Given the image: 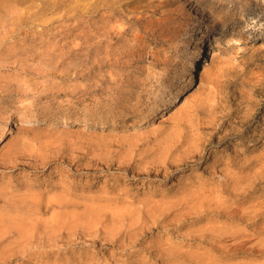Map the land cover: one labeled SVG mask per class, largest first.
<instances>
[{
	"label": "rangeland",
	"instance_id": "374dc122",
	"mask_svg": "<svg viewBox=\"0 0 264 264\" xmlns=\"http://www.w3.org/2000/svg\"><path fill=\"white\" fill-rule=\"evenodd\" d=\"M36 8L0 48V264H264V0Z\"/></svg>",
	"mask_w": 264,
	"mask_h": 264
},
{
	"label": "bare ground",
	"instance_id": "6f19581e",
	"mask_svg": "<svg viewBox=\"0 0 264 264\" xmlns=\"http://www.w3.org/2000/svg\"><path fill=\"white\" fill-rule=\"evenodd\" d=\"M39 1L40 7L35 4ZM50 0H0V48L4 46L7 39H11L10 35L13 32V28L20 26L23 20L31 21L35 15V11H32L36 6V11H46L48 8ZM52 10V9H51ZM24 26V25H23ZM27 26V25H25ZM25 29V28H24ZM15 30V29H14ZM12 47H7L6 52H9ZM1 50V49H0ZM11 56V54H8ZM7 55V56H8ZM201 55V51L198 50V57ZM16 56L12 54V57ZM205 69V67H203ZM174 83L172 91L167 90L157 101L155 111L162 110L163 106H167L177 95L178 86ZM174 91V92H173ZM17 120V119H16ZM14 119L11 114L6 113L0 124V146L3 140L12 133V125ZM19 243V242H18ZM21 245V244H20Z\"/></svg>",
	"mask_w": 264,
	"mask_h": 264
}]
</instances>
